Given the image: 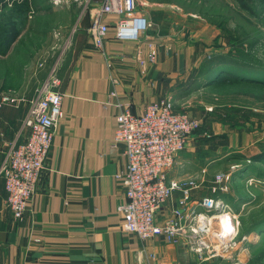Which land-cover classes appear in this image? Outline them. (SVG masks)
I'll use <instances>...</instances> for the list:
<instances>
[{
  "label": "crops",
  "instance_id": "1",
  "mask_svg": "<svg viewBox=\"0 0 264 264\" xmlns=\"http://www.w3.org/2000/svg\"><path fill=\"white\" fill-rule=\"evenodd\" d=\"M137 2L138 12L153 24L149 33L158 42L156 61L146 68L139 63L138 52L146 55L147 41L115 37V14L105 16L112 24L103 50L98 48L89 27L92 8L100 0L90 6L91 13L75 29L58 67L63 117L23 219L13 218L0 176V264H205L186 237L178 242L163 236L144 240L122 228L119 205L126 186L117 175L125 173L127 159L124 144L114 142L120 110L116 104L127 101L134 113H143L150 103L176 95L179 85L203 78L202 42L211 30L178 4ZM62 29L66 33L69 28ZM38 83L40 78L32 80L22 90L24 95L36 96ZM25 111L6 106L0 111L4 132L0 168L11 143L26 138L28 128L21 133ZM187 149L177 155L167 178L180 183L194 180L197 186L188 198L183 187L175 189L157 211L159 223L173 218L177 210L184 214L193 208L203 210L200 203L207 197L212 172L194 147ZM204 158L208 164L221 159Z\"/></svg>",
  "mask_w": 264,
  "mask_h": 264
},
{
  "label": "rangeland",
  "instance_id": "2",
  "mask_svg": "<svg viewBox=\"0 0 264 264\" xmlns=\"http://www.w3.org/2000/svg\"><path fill=\"white\" fill-rule=\"evenodd\" d=\"M165 1L195 14L211 29L202 40L205 56L200 69L205 75L179 85L171 97L177 111L199 122L183 151L194 147L198 158L202 155V164L212 172L207 197L200 203L203 210L195 209L199 215L196 221L210 229L201 233L200 242L208 245L198 253L205 264H264V2L245 0L251 13L237 0ZM0 7L1 23L13 17L11 21L20 29L15 44L7 52L0 51V95L10 92L22 97L19 104L4 107L25 111L33 97H26L22 90L38 78L37 86L41 87L53 70L59 75L58 67L72 35L92 7L75 0L68 4L8 0ZM62 27L69 29L65 33ZM215 65L242 73L235 76L260 77V82H215L219 74L206 73ZM8 153L3 154L1 165ZM205 156L221 159L208 164ZM218 174L224 177L219 180ZM206 198L211 200L209 206L203 202ZM217 212L227 213V229L219 219H207Z\"/></svg>",
  "mask_w": 264,
  "mask_h": 264
},
{
  "label": "built area",
  "instance_id": "3",
  "mask_svg": "<svg viewBox=\"0 0 264 264\" xmlns=\"http://www.w3.org/2000/svg\"><path fill=\"white\" fill-rule=\"evenodd\" d=\"M6 1L0 0V6ZM54 1L68 4L74 0ZM75 1L90 7L96 0ZM95 5L89 32L98 48L103 50L112 24L105 20V16L115 14L118 16L113 23L115 37L135 42L147 41L146 55L138 52L139 63L146 68L148 63L156 61L158 42L149 33L153 24L138 12L137 0H100ZM107 59L111 66L110 57ZM61 83V78L53 70L39 87L23 119L21 133L28 128L26 138L13 141L1 165L0 176L4 180L7 205L14 219L24 218L51 149L55 129L63 117L64 94L59 90ZM112 94L117 95V92L114 90ZM22 100V97L3 92L0 95V111L4 105L19 104ZM116 105L120 110L116 116L114 142L124 144L127 159L125 173L117 175L123 178L126 186L125 200L119 205L123 213L122 228L144 240L163 236L168 241L178 242L186 237L191 240V246L196 245L195 250L201 252L208 244L206 241L200 242V235L202 232L208 233L210 229L196 221L199 215L195 213V208L187 214L177 210L173 218L163 223L156 218L158 209L175 189L183 187L188 198L191 188L197 186L194 180L183 183L168 181L167 170L187 147L190 136L199 127L198 120L177 111L171 97L150 103L143 113L138 114L132 111L130 102L120 100ZM3 135L0 119V136ZM222 177L223 174L217 175L219 180ZM203 202L209 206L211 200L206 198Z\"/></svg>",
  "mask_w": 264,
  "mask_h": 264
},
{
  "label": "trees",
  "instance_id": "4",
  "mask_svg": "<svg viewBox=\"0 0 264 264\" xmlns=\"http://www.w3.org/2000/svg\"><path fill=\"white\" fill-rule=\"evenodd\" d=\"M241 7L243 9H246L249 12H253L250 5L245 1V0H237ZM264 2V0H262ZM8 1H6L5 3H7ZM9 16V15H7ZM4 17V16H3ZM2 17V18H3ZM13 18V17H11ZM11 18H8L7 21H5V23H1L0 21V51L1 52H7L12 43H14L18 36L20 35V29L18 28V25L15 21H11ZM217 65H215L214 67H210L206 70V73L211 75V76H215L217 74H219L218 78H216L215 82H221L224 80H236L238 79L239 81H248V82H260L259 79L260 77L257 76H253L252 77H239V76H235V73L238 75H241L242 73L238 70H233V67L227 66L225 68H217ZM225 76V77H224ZM227 76V77H226ZM251 76V75H249ZM250 78H256V79H250ZM259 78V79H258Z\"/></svg>",
  "mask_w": 264,
  "mask_h": 264
},
{
  "label": "bare ground",
  "instance_id": "5",
  "mask_svg": "<svg viewBox=\"0 0 264 264\" xmlns=\"http://www.w3.org/2000/svg\"><path fill=\"white\" fill-rule=\"evenodd\" d=\"M221 212V211H220ZM220 212H217L218 214H215L214 216H212L211 218H208V219H210V221H212V220H214V219H219V221L221 222V223H223L224 222V224H225V228L227 229L229 226L227 225V218H226V216H227V213L226 212H222V213H220ZM224 231V230H223ZM219 233V232H218ZM217 235V234H216Z\"/></svg>",
  "mask_w": 264,
  "mask_h": 264
}]
</instances>
